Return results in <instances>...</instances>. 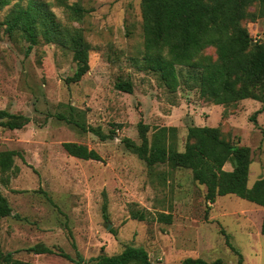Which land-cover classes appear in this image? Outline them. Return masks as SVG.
Wrapping results in <instances>:
<instances>
[{
    "label": "rangeland",
    "instance_id": "374dc122",
    "mask_svg": "<svg viewBox=\"0 0 264 264\" xmlns=\"http://www.w3.org/2000/svg\"><path fill=\"white\" fill-rule=\"evenodd\" d=\"M43 1L62 25L81 29L89 70L73 81L68 48L38 38L28 50L20 32H7L6 14L27 0H11L0 10V109L29 119L21 129L0 126V152H17L12 168L0 172V191L17 215L0 220L2 248L33 264H92L99 254L113 255L127 245L145 248L151 264H179L185 257L237 264L232 245L241 264H264L263 208L233 194L208 202L207 184L215 189L216 173L208 161L197 159L206 182L200 183L191 169L167 163L149 168L121 143L123 137L141 143L143 121L149 139L157 128L175 126L182 151L188 126H218L226 139L250 148L251 186L264 176V111L251 119L260 102H207L187 66L176 67L178 85L171 90L144 60L141 0ZM243 24L253 41L264 42V18ZM204 54L216 57L212 47ZM118 81H129L132 92L117 89ZM67 118L114 130V138L101 140ZM67 141L96 150L101 159L69 155L62 146ZM224 169L231 170L230 163ZM132 210L146 218H131ZM160 213L170 222L159 221ZM39 242L54 253L26 250Z\"/></svg>",
    "mask_w": 264,
    "mask_h": 264
},
{
    "label": "trees",
    "instance_id": "16d2710c",
    "mask_svg": "<svg viewBox=\"0 0 264 264\" xmlns=\"http://www.w3.org/2000/svg\"><path fill=\"white\" fill-rule=\"evenodd\" d=\"M11 0H0V10ZM144 35V60L157 70L164 83L174 90L178 85L177 66H187L194 78L201 98L207 102L235 105L243 99H254L264 111V42L253 41L245 20L264 18V0H141ZM255 6L251 11L249 8ZM3 23L8 33L20 32L29 42L28 50L38 38L47 43H57L72 52L75 62L73 81H79L89 70L88 43L80 28L62 25L43 0L16 2L6 14ZM215 50V59L205 55V49ZM117 89L132 92L129 81H118ZM65 118V117H62ZM84 131H90L99 139L114 138V130L105 133L100 127L86 125L82 121L67 118ZM29 119L23 114L0 109V126L10 130L21 129ZM175 126L157 128L151 139L147 137L148 125L138 123L141 143L123 137L121 143L131 153L151 168L167 163L173 168L191 169L193 177L206 183L197 167V159L203 158L216 170L215 189L207 184L206 199L213 203L217 196L236 195L263 208L260 232L264 235V176L248 185L250 148L226 139L218 126L190 125L187 129L184 148L178 150ZM71 156L88 160H100L99 153L84 144L67 141L62 144ZM15 150L0 152V172L12 168ZM230 163L231 170L224 169ZM106 211V203L103 204ZM131 218L144 220V211L132 210ZM12 215L8 199L0 191V220ZM106 217V214L104 215ZM159 221L170 222L165 213L158 215ZM241 264L240 253L232 246ZM34 254H52L54 250L44 243H36L26 249ZM62 256L73 260L68 254ZM79 257V261H82ZM0 264H33L13 256L0 244ZM92 264H151L148 251L141 246L127 245L116 254L101 253L92 259ZM179 264H223L220 258L206 260L201 257H185Z\"/></svg>",
    "mask_w": 264,
    "mask_h": 264
}]
</instances>
